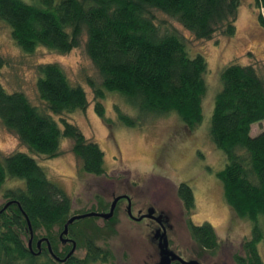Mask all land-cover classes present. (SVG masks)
Here are the masks:
<instances>
[{"label":"trees","instance_id":"1","mask_svg":"<svg viewBox=\"0 0 264 264\" xmlns=\"http://www.w3.org/2000/svg\"><path fill=\"white\" fill-rule=\"evenodd\" d=\"M255 2L264 6V0ZM240 5V0H0V21L10 27L12 39L26 53L37 46L68 52L84 35L85 52L100 77L99 83L88 79L94 109L107 126L112 120L104 114L102 98L109 91L121 94L137 112L131 116L115 106L123 125L136 127L145 117L176 113L182 127L195 131L203 119L207 60L200 52H190L185 38L173 27L161 29L152 11L174 18L195 38L209 40L216 34L234 35ZM258 19L264 27V17L259 14ZM2 64L0 59V68ZM36 71L35 88L42 105L0 84V123L30 151L46 157L57 154L63 138H71L81 169L104 174L99 145L62 116L86 108L84 88L71 83L57 63L40 64ZM218 78L220 88L214 95L204 141L225 162L216 176L226 202L237 216L251 222L243 244L245 254H234L235 264H262L257 242L264 241V129L255 135L250 129L264 120V79L253 64L237 63L221 67ZM7 177L23 179L24 187L3 190ZM0 194L4 199L0 264H93L112 257L109 247L96 242L104 227L94 217L68 227L70 236L75 233L77 237L76 245L85 249L82 256L71 253L57 260L46 240L37 247V239L47 237L53 252L63 257L72 243L60 246L56 231L63 229L70 215L83 211L72 212L71 197L48 179L30 154L16 150L0 157ZM176 194L185 210L194 208L189 183L177 185ZM8 201L14 202L3 209ZM25 216L33 231L31 248ZM107 225L110 234H115ZM187 228L198 256L216 250L217 235L209 222L189 223ZM172 264L181 263L174 260Z\"/></svg>","mask_w":264,"mask_h":264},{"label":"rangeland","instance_id":"2","mask_svg":"<svg viewBox=\"0 0 264 264\" xmlns=\"http://www.w3.org/2000/svg\"><path fill=\"white\" fill-rule=\"evenodd\" d=\"M240 4L234 35L227 37L216 34L209 40L195 38L174 18L158 10L152 11L161 29L173 27L185 38L190 52H200L207 60L208 68L204 74L206 88L202 98L203 119L195 131L182 127L176 113L145 117L136 127L123 125L118 121L115 106L131 116L137 112L121 94L109 91L102 98L104 114L112 120L107 126L94 109L88 79L99 83L100 77L85 52L84 35L80 44L68 52L37 46L32 53H26L12 39L10 27L0 21V59L3 62L0 84L8 91L23 92L33 104L42 105L35 88L38 76L36 66L57 63L71 83L84 88L88 100L84 110L62 116L77 126L86 139L99 145L104 155V174H87L81 169L80 160L73 152L71 138H63L57 154L46 157L30 151L1 123L0 157L16 150L34 157L48 179L71 197L72 212L96 207L99 199L110 203L114 196L126 193L131 197L132 211L137 216L140 208L150 204V194L158 187L155 203L161 206L169 203L163 208L167 209L173 222L170 224L172 230L168 231L169 246L182 257H198L202 264H235L233 255L245 254L243 244L249 237L251 222L237 216L226 202L221 182L216 176L225 162L205 143L204 131H208L214 95L220 88L218 75L221 67L230 63L253 64L264 79V27L258 19L259 14L264 17V6L258 7L255 0H240ZM55 119L58 120V117L55 116ZM263 129L264 120L257 121L251 124L250 134L255 135ZM182 182L189 183L193 191L194 208L191 211L182 208L176 197V186ZM20 187H24V180L15 177H7L2 185L3 190ZM3 202L0 194V205ZM123 202L121 200L119 203L118 217L113 224L117 232L110 234L105 227L96 241L102 247H109L112 257L93 264H154L157 257L152 256V249L145 246L149 227L144 224L149 222L144 220L141 224L127 220L126 214H123ZM97 221L102 223L101 219ZM205 221L214 227L218 245L213 253L206 251L198 256L194 247L197 245L191 240L187 227L189 223L201 224ZM59 231L57 229L56 232ZM257 247L264 264V241L257 242ZM84 252L81 245H76L73 251L78 256Z\"/></svg>","mask_w":264,"mask_h":264},{"label":"flooded vegetation","instance_id":"3","mask_svg":"<svg viewBox=\"0 0 264 264\" xmlns=\"http://www.w3.org/2000/svg\"><path fill=\"white\" fill-rule=\"evenodd\" d=\"M152 183L156 184L154 182H152ZM158 189L159 188L157 187V188H154L152 190L154 192H152L150 194L151 195L150 204L143 206V208H142L143 212H142L141 208L139 209V211L137 210L138 213H139L137 216H135L133 214V211H132L131 197L128 194L123 193V194L117 195V196H122V197L118 200V202H117V204H116V206L114 208L113 215L109 219H105V218L99 217V216H90V217H94L95 218V222L99 226H102L104 228L106 227V223H108V225L110 227L112 226V228L114 229V231L116 233L117 230H116L115 226H113V224H115V221L117 220V217H118V212L117 211H118L119 203H120L121 200H123L124 201L123 202V210L125 211V213L123 212V214H126L124 216L126 217L127 220H129L131 222H134V223H140L141 222V224H143L142 221H144V220L149 222V223H146L144 221L145 222L144 225H146V227H149V230L147 232V236H145V239H147V237H148V239H169L168 231L172 230L173 227L170 224H173V222H172V218L169 217V215L167 214V209L164 210V208H163L166 205H168L169 203L167 202L168 204H166L164 206H161L160 204H156L155 203V201H156V193H157ZM176 189H177V186H176ZM164 196H165V193H164ZM114 197H116V196H114ZM176 197L179 200L180 206L182 208H184L181 200L178 198V196H176ZM113 198H112V200H113ZM100 200H97L96 207H91L89 209H86V211L83 210V212H80V213L82 214V213L89 212V211H96L98 213H101V212L107 213L109 211V209H110V204H111L112 200H111L110 203H107V202L105 203L104 200H102V202H101ZM175 209H176V207H175ZM137 211H136V214H137ZM178 212H179V210L177 211V214H178ZM80 213H77V214H80ZM174 215H175V212H174ZM85 218H87V217H85ZM85 218H82V219H85ZM175 218H176V216L173 217V219H175ZM82 219H78V220H82ZM98 219H101L102 223H98V221H97ZM60 232L61 231H59V233H58L57 239H76L77 238L74 235L75 233L72 234V236H70L69 230H68V234L66 236H62V237L59 236ZM42 238H47V237L43 236V237H40L38 239H42ZM146 256L148 257L147 254H146ZM145 261H146V259H145ZM142 264H146V262L145 263L142 262ZM154 264H156V262Z\"/></svg>","mask_w":264,"mask_h":264},{"label":"water","instance_id":"4","mask_svg":"<svg viewBox=\"0 0 264 264\" xmlns=\"http://www.w3.org/2000/svg\"><path fill=\"white\" fill-rule=\"evenodd\" d=\"M121 197L122 196H116L113 198V200L110 204V209L107 213H103V212L98 213L96 211H89V212H85L82 214L80 213V214H74V215L69 216L68 219L66 220V222L64 223L63 229L61 230L59 236L60 237L66 236L68 234L69 225L71 223H73V221H75V220L82 219L85 217H90V216H99V217H103L105 219H109L113 215L114 208H115L118 200ZM12 202H14V201L6 202L5 205L3 206V209L6 208ZM25 219H26L28 230H29L28 245L31 248V242L33 239V231L31 228V223H30L29 219L27 218V216H25ZM43 240H46L48 248L50 250V253L57 260H64L68 255L73 253V251L75 250V246H76V241L74 239H61L62 243L69 241L72 243V245H71L70 249L67 251V253L65 254V256L60 257L53 252L48 238L37 239V243H36L37 247L39 248L40 243ZM145 246H148L149 249H152L150 251L152 256L156 255V257H157V259L155 260L156 264H172V262L174 260L179 261L181 264H202L201 261L198 259V257L197 258L196 257H188V258L182 257L179 253H177L175 250H173L169 246L168 239H147V243ZM39 250H37V251H39ZM214 264H228V263L223 262V263H214Z\"/></svg>","mask_w":264,"mask_h":264}]
</instances>
